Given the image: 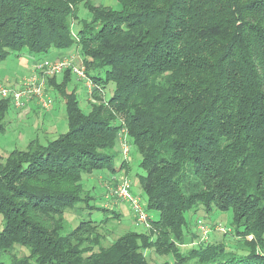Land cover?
I'll return each mask as SVG.
<instances>
[{"label": "trees", "instance_id": "obj_1", "mask_svg": "<svg viewBox=\"0 0 264 264\" xmlns=\"http://www.w3.org/2000/svg\"><path fill=\"white\" fill-rule=\"evenodd\" d=\"M117 1L0 0V61L77 46L89 78L114 84L106 100L95 89L86 111L70 70L48 78L68 131L0 154V255L21 246L28 255L11 264H151L153 249L172 264H264V0ZM12 107L0 99V135ZM122 126L141 156L147 210L159 217L105 244L100 228L122 212L91 205L83 177L127 166L114 162ZM80 203L106 215L63 233L65 211ZM199 207L232 210L246 254L205 241L182 250L188 236L199 239L187 217Z\"/></svg>", "mask_w": 264, "mask_h": 264}, {"label": "rangeland", "instance_id": "obj_2", "mask_svg": "<svg viewBox=\"0 0 264 264\" xmlns=\"http://www.w3.org/2000/svg\"><path fill=\"white\" fill-rule=\"evenodd\" d=\"M91 1L95 5H105V6L112 5L114 8H118L119 6L117 0H91ZM79 15L80 18H87V16L89 15L88 9H86L81 5ZM78 26L79 25L77 21H75L73 26L74 32H76ZM52 52L50 56H47V58L58 61L70 60V63H72L74 66H78L80 69L83 70L85 69V71L87 72L86 66L83 62L84 57L81 54L79 47L74 46L70 49L60 50V51L59 49H54ZM20 56H23L25 58L27 57L29 60H32V62L37 61L38 59L45 58V56L31 54L27 51L19 55L15 52H12L11 54H9V56L6 59L0 61V81H2L4 84L14 86L15 84L12 85L11 82L6 83L8 82L6 81V79L7 77H9V75H12L13 78L14 77L22 78L24 76H27L32 70L33 65H31L30 70H28L26 67L23 68V66L20 64ZM68 70L72 72L71 74L72 83L70 84L69 89L76 88L81 107L84 110L88 111L89 109H91L92 107L91 104L93 100L92 92L95 89L101 91V95L104 100L108 99L112 94V91L114 89L113 83L107 85L103 89L97 86L91 79H89L90 84L92 85V88H89L88 81L85 78L80 77L77 73L74 74L71 68L64 70L63 74L66 71L68 72ZM54 76H57V79L61 81L63 75L58 74ZM46 83L48 86L47 89L48 95L52 96L53 98L52 105L57 110L56 112L57 118L55 119L54 122H52L49 119V117H46V114H48V111L52 108V106L47 110H41L40 105L38 106L37 102L36 103L32 102L31 104H28L26 107L21 109H17L13 106L6 118V121L8 123L7 129L3 134L0 135V154H2L3 156L8 155L9 152L14 148H26L29 142L33 139L38 138L40 140V143L45 144L47 143L48 140L54 139L58 137L60 134L68 131L65 101L63 97H61L58 93L54 94L55 92L49 86L48 81ZM34 105L37 106V108L41 111L40 113L43 115H39L37 112L31 113V109L33 108ZM37 108L36 110H38ZM115 123L123 124V119H119ZM122 128L123 126L121 127V129ZM119 139H120V131L118 132V136H117V146L114 148V152L116 154L114 161L115 165L117 166L118 163L123 159V161L125 160L127 166H129L131 170L127 174L126 173L127 166H126L118 172L128 177V179L132 183L131 191L135 195L141 196L142 199L146 202L147 195L143 192L142 188L140 187L137 178V174L144 173V170L139 165L141 156L136 150V147L132 145V143L130 142L128 156L125 157L122 153L123 150H122V146L120 145ZM128 139L130 141L129 134H128ZM103 173L104 171L98 170L93 173L86 174L83 177V183L85 189L89 191L90 194L93 196V199L90 202L91 205L95 204L98 207H108V208L116 207L115 208L116 210H120L122 212V217L120 220H113L107 222L105 221L103 226L100 228L101 232H103L105 235L107 234L105 240L106 242L104 241V243L109 244L112 240L116 239L121 234L130 230H136V231L147 230L148 228H146L144 225L136 223L135 217L131 212L132 208L130 204L121 201L117 197L113 196L112 193H114V190L117 187L116 186L117 182L113 176L116 173H111L109 171L108 174V172H106L108 176L106 175V173L105 174ZM92 175L95 176L94 179H91V177H93ZM100 179H102V182L106 186L101 185ZM119 205L121 206L120 208H118ZM105 215L106 213L100 209H95L91 211L89 208L85 207L84 203H80L77 207L65 211L64 213L65 229L63 233H67L71 228L76 227L81 221L90 220V219L99 221ZM149 215L151 216L152 219H158L159 217V213L157 211H149ZM187 217L191 223L192 231L197 233L199 239L198 238L192 239L191 236H188L189 243L190 242L192 243L188 245L186 244L182 245L181 246L182 250L185 251L189 250V248H192L191 246L196 245L199 241H205L208 242L206 246L209 244H216V245L224 244V246L227 248L228 251L232 250L238 254H246V252L248 251L247 244L243 241L241 242L238 241L239 238L236 239L235 231H234L235 227H233L232 210H225V211L213 210L208 213L204 210L203 207H199L197 211H195V208L188 211ZM199 220H202L203 224L204 225L206 224L209 228L208 234L206 236H203V233L198 229ZM251 238L252 236L248 237V239ZM28 253H29L28 249L21 246H17L10 252V254L0 255V264H11L12 256L17 255V257H24L28 255ZM146 255L149 258L151 264H163L165 261H170L171 264L174 263L173 262L174 256L161 255L160 253H157L153 249L146 251ZM228 256L229 255L227 252V258ZM186 264H196V261L193 260L187 262Z\"/></svg>", "mask_w": 264, "mask_h": 264}, {"label": "built area", "instance_id": "obj_3", "mask_svg": "<svg viewBox=\"0 0 264 264\" xmlns=\"http://www.w3.org/2000/svg\"><path fill=\"white\" fill-rule=\"evenodd\" d=\"M33 68L27 76L18 78L16 86H10L0 81V99H9L12 105L21 109L26 107L32 102L40 105L41 110L49 109L53 104L52 96L48 95L47 81L49 77L54 75L63 74L64 70L71 68L72 71L77 73L80 77L85 78L88 81L89 88H92L90 84V78L87 75L85 69H80L78 66H74L70 63V60H52L47 57L38 59L34 62ZM120 145L122 146V153L125 157L128 156L130 148V141L128 139V131L126 127L120 129ZM116 180V189L113 196L119 200L124 201L131 206V212L135 217L137 224H142L146 228L151 227V216L147 210L146 202L141 196L135 195L131 191L132 183L126 175L115 174L113 175ZM198 229L203 233V236L208 234L209 228L203 224L202 220L198 221Z\"/></svg>", "mask_w": 264, "mask_h": 264}, {"label": "crops", "instance_id": "obj_4", "mask_svg": "<svg viewBox=\"0 0 264 264\" xmlns=\"http://www.w3.org/2000/svg\"><path fill=\"white\" fill-rule=\"evenodd\" d=\"M60 51V50H59ZM53 53V52H52ZM46 56H50V55H46ZM35 59V58H34ZM35 62V61H34ZM34 62H32V60H29L27 57L25 58V57H23V56H20V64L23 66V68H27L28 70H30V67H31V65L32 64H34ZM6 81H8V82H6V83H12V85L13 84H15L14 86H16L17 85V83H18V78H13V76L12 75H9V77H7V79H6ZM36 108H37V106H33V108L31 109V113L33 112H37L39 115H43V114H41L40 112V110L38 109V110H36ZM56 112H57V110L55 109V107L52 105V108L48 111V114H46V117H49V119L52 121V122H54L55 121V119L57 118V115H56ZM30 115V114H29ZM45 116V115H44ZM122 161H123V159L118 163V165H117V167L119 166H121V164H122ZM102 171H104V173L103 174H105L106 172H108V174H109V170L107 171V169H104V170H102ZM108 174L106 173V175L108 176ZM116 174H119V172L118 173H116ZM97 175H99V174H97ZM105 175V176H106ZM93 177H91V179H94V175H92ZM100 183H101V185L102 186H104L105 184L102 182V179H100ZM106 186V185H105ZM112 203H113V201H112ZM117 203V202H116ZM116 203H114V204H116ZM113 204V205H114ZM116 206V205H115ZM114 206V207H115ZM121 206L119 205L118 206V208H120ZM116 208V207H115ZM117 208V209H118ZM120 211V210H119Z\"/></svg>", "mask_w": 264, "mask_h": 264}]
</instances>
